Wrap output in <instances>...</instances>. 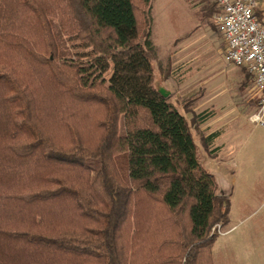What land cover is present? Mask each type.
Listing matches in <instances>:
<instances>
[{"label": "trees", "instance_id": "16d2710c", "mask_svg": "<svg viewBox=\"0 0 264 264\" xmlns=\"http://www.w3.org/2000/svg\"><path fill=\"white\" fill-rule=\"evenodd\" d=\"M148 23L135 0H0V264H213L229 200L158 92Z\"/></svg>", "mask_w": 264, "mask_h": 264}, {"label": "rangeland", "instance_id": "374dc122", "mask_svg": "<svg viewBox=\"0 0 264 264\" xmlns=\"http://www.w3.org/2000/svg\"><path fill=\"white\" fill-rule=\"evenodd\" d=\"M135 2L141 41L150 25L155 85L170 93L169 102L191 123L198 158L229 200L226 223L212 229L213 264H264V128L250 120L258 106L253 78L226 58L211 0ZM62 45L73 53L71 42ZM204 111L214 115L199 124L196 115ZM216 132L219 138L206 142ZM119 133H125L122 120ZM116 163L124 173L123 156Z\"/></svg>", "mask_w": 264, "mask_h": 264}, {"label": "built area", "instance_id": "2783aa9c", "mask_svg": "<svg viewBox=\"0 0 264 264\" xmlns=\"http://www.w3.org/2000/svg\"><path fill=\"white\" fill-rule=\"evenodd\" d=\"M218 8L215 25L228 61L253 78L258 95L251 122L264 128V25L256 16L260 0H211Z\"/></svg>", "mask_w": 264, "mask_h": 264}, {"label": "crops", "instance_id": "0c3cea01", "mask_svg": "<svg viewBox=\"0 0 264 264\" xmlns=\"http://www.w3.org/2000/svg\"><path fill=\"white\" fill-rule=\"evenodd\" d=\"M256 16L259 19V21L264 25V0H262V3H260L259 1V6L256 10ZM206 123V122H205ZM213 134V133H212ZM211 134V135H212ZM210 135L206 136L205 138L209 137ZM219 138V137H218ZM218 138H216L215 140H217ZM214 140V141H215ZM214 175V174H213ZM215 176V175H214ZM216 178V176H215ZM217 180V179H216Z\"/></svg>", "mask_w": 264, "mask_h": 264}, {"label": "water", "instance_id": "95a60500", "mask_svg": "<svg viewBox=\"0 0 264 264\" xmlns=\"http://www.w3.org/2000/svg\"><path fill=\"white\" fill-rule=\"evenodd\" d=\"M158 92L160 93V95L162 97H164L165 99H168L170 96V93L168 91H166L164 88L160 87L158 88Z\"/></svg>", "mask_w": 264, "mask_h": 264}]
</instances>
